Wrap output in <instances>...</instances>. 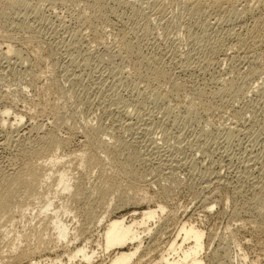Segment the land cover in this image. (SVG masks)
Returning a JSON list of instances; mask_svg holds the SVG:
<instances>
[{
    "label": "rangeland",
    "instance_id": "1",
    "mask_svg": "<svg viewBox=\"0 0 264 264\" xmlns=\"http://www.w3.org/2000/svg\"><path fill=\"white\" fill-rule=\"evenodd\" d=\"M177 1L0 0V43L5 47L11 40L14 48L8 56L0 53V109L13 101V111L25 113L22 122L27 133L32 131L24 136L11 131L8 123L0 128V141L12 134L18 139L0 146V168L7 174L20 170L24 158L18 146L23 142L31 148L37 129L71 138L58 152L63 155L88 153L85 133L98 128L108 140L132 143L122 159L139 152L126 171L145 174L151 186L141 183L150 195L173 183L168 198H155L166 210L148 226L151 231L131 264H162L161 250L184 220L205 234L200 252L205 264H264V230L259 224L264 222V36L251 49L239 37L252 28L255 17H264V2H241L236 12L195 15ZM247 5L252 13L244 9ZM94 6L100 11H92ZM129 48L134 50L130 58L125 54ZM137 58L159 63L171 81L158 85L138 75L133 65ZM172 82L182 88L175 90ZM159 86L164 98L154 93ZM197 91L206 94L210 110L188 114V109L201 107L200 102L196 105ZM94 153L89 154L96 168H79L80 161L72 159L70 177L81 182L85 194L70 204L73 213L63 219L69 225L79 220L98 226L100 216L108 215L103 213L105 203L113 218L142 216L149 204L140 191L127 189L125 173L110 165L105 153L102 161ZM177 159L184 163L180 170L172 167ZM122 193L131 196L126 205H118ZM211 194L216 201L204 213L201 200ZM55 195H50L53 200ZM65 195L60 191L56 198L59 206ZM39 201L31 202L34 209L26 218L15 212L13 224L0 213V259L11 250L5 245L6 230L34 226ZM90 240V247L100 253L92 264H107L110 255L96 246L98 237ZM42 255L57 258L53 251Z\"/></svg>",
    "mask_w": 264,
    "mask_h": 264
},
{
    "label": "bare ground",
    "instance_id": "2",
    "mask_svg": "<svg viewBox=\"0 0 264 264\" xmlns=\"http://www.w3.org/2000/svg\"><path fill=\"white\" fill-rule=\"evenodd\" d=\"M177 2H178L177 4H180V2H182L183 4L185 3L186 7L188 6L190 9L189 11L196 15V14L207 13L209 10L218 12L222 9H230L234 11L237 8L236 6L239 5V3L246 2L248 4L251 2V0H184V1L178 0ZM254 2L263 3L264 0H256ZM92 9H93L92 11L95 12L100 11L99 6H94L92 7ZM244 9H246L247 12L248 10L249 12H251L253 8L252 6L247 5ZM2 23L3 22H1V24ZM1 24H0V28L2 26ZM4 34H5V30H4ZM241 34L242 33L239 34L240 43L241 44L243 43V45L244 43L245 44L248 43L247 45L249 46L248 48L250 49L254 48V46H256L255 44L258 41V39L264 36V17L263 16L257 18L255 17L252 28L249 29L248 32L245 33L244 35L242 34V36H240ZM1 35L4 37L3 34ZM8 37L5 38V41L10 39ZM10 41L11 40H9L8 43ZM250 41H252V43H250ZM2 43H0V53H2L3 55L6 54L7 56L10 53L12 54L14 49L11 44L12 42H10V44L6 42L7 45L5 47L3 46ZM133 52L134 50L129 48L127 49L125 54L128 58H130ZM124 55L121 56L123 57ZM133 65L135 68V72H137L138 75H143V76L146 75L147 79L149 78L153 79L154 83H157L158 85L161 83H162L161 85H164L163 82L171 81L167 73L169 71L166 70L167 71L166 72L164 70L165 68L163 69V67H161L159 63L157 64V62H155L154 60H150L149 58H141V59L139 58L138 60L133 62ZM144 70H146V73H144L145 72ZM146 76L144 78H146ZM179 83L180 82L178 83L172 82L173 88L177 91H179V89L182 88L181 84ZM159 87H157L158 89L156 88V90L158 91L156 92L154 91V93H156L155 94L156 96L161 97L162 93H160L161 91L159 92V90L163 86L162 87L159 86ZM234 88L236 89V87ZM205 95L206 94L203 91L196 93V96L199 99L196 102V105L198 102H200L199 105L201 107L198 109H195L194 107H193L194 109H188V114L195 113V110L197 113L200 111H208L209 106L205 103V100L207 98ZM6 97L7 96H5V99H9L8 97L7 98ZM161 98L164 97L162 96ZM195 100L196 99H194V101ZM5 104L6 105L2 106V108L0 109V128L2 129L3 126L6 125V123H8L7 125H9V128L12 129L11 131H17V133L19 132V134L24 136L28 133L30 134V132L32 133V131L27 133V131L29 130L27 128L28 126L26 127L25 125L26 123L24 124L22 122L24 120L23 118L25 116L24 115L25 113L22 112L15 113V110L13 111V107H14L13 101L6 102ZM13 114L14 116H12ZM32 128L35 127L33 126ZM97 129H91L90 131L88 130L87 133H85L84 143L86 144V146H88L90 151L87 150V152L89 151L88 153H84L86 151H82V154H77L75 152L74 153L70 152L68 154H63V155L58 154L59 151L63 150L69 145V142H71L70 140L71 138L68 137L60 138L54 130L45 132L43 134L39 132L40 129L39 130L37 129L36 133L38 137L36 135L37 139H35L37 141L33 142L34 145H32L31 148H28V145L26 146L25 143L23 144V142L22 144L21 143L19 144L17 142L19 144L17 150L20 152V155L23 156L22 158H24L23 161L24 165L22 164L23 166L22 167L20 166L21 168L18 172L13 171L12 173H8V174L3 172V170L1 169L2 167L0 168V213L3 216L10 218L11 224H13L15 221V215H14L15 212H19L20 217L26 218L27 212L30 210L31 207L33 208L31 202L33 203L34 200H38V201L40 200L38 203L42 202V205H39L40 207L36 210L38 214L37 216L36 215L35 216L36 218H38L37 219L38 221L34 226L29 227L30 231L25 230L26 231L25 232V231L15 230L12 233L11 230L9 229L6 230L5 245H7V248H11V250L8 251L10 254L2 255V258L0 259V264H74L76 263V261L82 262L81 264H83V262L92 264V262L97 258L95 257V255L96 254L100 255V253H97V249H93L95 247L92 246L90 247V244H92L90 238L95 235L98 237L96 246L100 247L103 250L102 252H105V254L110 255L108 256L110 260L107 264H131L134 261L135 257L138 255V253L140 252L143 246L145 234L150 233L151 231L150 229H148V226L151 224L152 221L156 220V218H160V216H162L166 210L165 205L160 204L162 201L159 202L155 198L158 196L168 198L170 192L173 189L171 188L173 183L169 184L170 186L167 185L161 187L162 189H160L159 193L154 192L153 195H150L148 189L145 188L146 184L147 186H151L146 178V175L143 173L142 174L137 173L138 170L137 172L126 171L128 165L131 166V164L133 165V161H136L135 158L139 156V152L134 151V153L132 154L129 153L126 156H124L125 159L121 158L122 155L126 152L125 150L127 146L129 145L131 146L132 143L128 144L126 141L122 140L121 138L115 140L112 139L113 141L108 140V138L104 137L103 136L104 134L102 135L101 131ZM30 130L34 131V129H30ZM19 134L16 135L20 136ZM11 141H14L15 143L16 141H18V139L15 135L12 134L8 138H4V140L2 139L0 141V146L3 147L8 146L9 142ZM129 147L128 150L130 149ZM90 152L97 153V154L94 153V156L96 155L95 158H98V160L99 159L101 160L100 157L102 156L101 153H105L108 163L113 167H115L117 170L125 173V177L128 179L127 182H129V184L127 183L128 184L127 189L135 188L137 191H140V196L142 200L147 201L149 204L146 209H143L142 216L138 218L134 215L130 217L123 215L119 218H113L112 216H109L112 213H108L110 204L105 203L106 207L103 213H107L108 215L100 216L98 220V226L89 227L86 226L85 223L81 224L79 220L78 221L76 220L75 223L72 222L73 224L69 225V223L63 219L64 215L66 214L71 215L70 213H73L72 206L70 204H75V202L78 201L79 198L85 194L81 182L80 181L77 182L70 177L71 165L73 163L72 159L75 158V160L80 161V163H78L79 168H85L88 167L89 165H93L90 167L94 168L95 161L93 160L94 157H92L91 159V156L93 155L90 156L89 154ZM72 155H74V157ZM97 162L96 164H98ZM175 162L176 163H174L172 167H175L178 170L183 168L184 163L180 162L178 159ZM66 163H68V165ZM176 169H172V170H176ZM102 170L104 171L103 166H102ZM141 182L146 184L144 185ZM19 186L21 189V193L17 194ZM1 190L2 191L4 190L5 192H2ZM53 191L56 194L55 197H53L55 200H53L52 197L50 196ZM60 191H63L64 194L68 193V195H65V200L62 202L61 206H59L60 204L59 205L57 204L58 200H56V198L58 199V195ZM126 193L125 194L122 193L125 196L122 194L118 196L119 197L118 205H126L127 203H129V201L131 200V196H126ZM215 198L216 195L211 194L210 196H206L201 200L202 206H204L205 209L204 213H208L211 210V208H213L212 205L216 201ZM30 199H32L33 201L31 200L30 202L29 201ZM104 199L106 198L103 197L101 200ZM27 200L28 202L25 203V201ZM255 200L256 199L254 198V201ZM153 202H155L156 204H154ZM134 213H136V211H134ZM72 215L74 218H76L77 216L76 213ZM259 221L256 222L255 226L260 224V228L264 230V222L262 220ZM257 228L259 227L257 226ZM176 232L177 234H175L172 238L170 237L171 239L165 242L166 245L161 250L162 252L160 255L161 263L162 264H205L202 258L200 257V252L204 249V236H205L204 232L200 230L198 227L194 226L192 223H188L185 220L181 223V225L178 228V231ZM79 240H82L84 244L82 243L81 245L78 244L77 242ZM126 246H129L128 250H124ZM4 250H2V254H4L5 252ZM7 250L8 249H6V252ZM60 250L62 251V255L61 254L58 255V252L60 253ZM46 251L56 252L57 258L54 259L53 257L49 258V256L46 255L43 256L42 254L45 253ZM111 253H113V255H111ZM211 260L214 261V259ZM95 261H97V259ZM80 262H78V264Z\"/></svg>",
    "mask_w": 264,
    "mask_h": 264
}]
</instances>
